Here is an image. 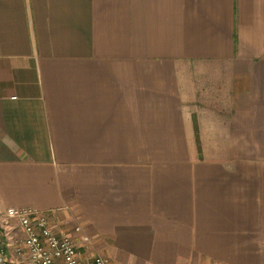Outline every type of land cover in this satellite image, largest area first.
Wrapping results in <instances>:
<instances>
[{
  "label": "crops",
  "instance_id": "1",
  "mask_svg": "<svg viewBox=\"0 0 264 264\" xmlns=\"http://www.w3.org/2000/svg\"><path fill=\"white\" fill-rule=\"evenodd\" d=\"M22 208L81 264H264V0H0Z\"/></svg>",
  "mask_w": 264,
  "mask_h": 264
},
{
  "label": "built area",
  "instance_id": "2",
  "mask_svg": "<svg viewBox=\"0 0 264 264\" xmlns=\"http://www.w3.org/2000/svg\"><path fill=\"white\" fill-rule=\"evenodd\" d=\"M4 219L14 224L18 238L14 239L12 230L0 232V264H81L76 240L56 230L46 215L30 208L8 209ZM75 232L81 233V227ZM87 264L111 262L95 255Z\"/></svg>",
  "mask_w": 264,
  "mask_h": 264
},
{
  "label": "rangeland",
  "instance_id": "3",
  "mask_svg": "<svg viewBox=\"0 0 264 264\" xmlns=\"http://www.w3.org/2000/svg\"><path fill=\"white\" fill-rule=\"evenodd\" d=\"M4 216H5V213L0 214V232L1 233H6V232H9V231L12 230L13 232H11L12 233L11 235L16 240L18 238V231H16L14 229V224L13 223L6 224ZM58 231H60V230H58ZM61 231H63V230H61ZM64 233L68 234L67 232H64ZM79 258H80V256H79ZM80 261H81V259H80Z\"/></svg>",
  "mask_w": 264,
  "mask_h": 264
}]
</instances>
